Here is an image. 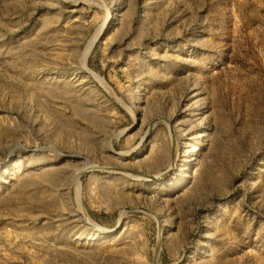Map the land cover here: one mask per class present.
I'll return each mask as SVG.
<instances>
[{"label": "rangeland", "instance_id": "obj_1", "mask_svg": "<svg viewBox=\"0 0 264 264\" xmlns=\"http://www.w3.org/2000/svg\"><path fill=\"white\" fill-rule=\"evenodd\" d=\"M0 264H264V0H0Z\"/></svg>", "mask_w": 264, "mask_h": 264}, {"label": "bare ground", "instance_id": "obj_2", "mask_svg": "<svg viewBox=\"0 0 264 264\" xmlns=\"http://www.w3.org/2000/svg\"><path fill=\"white\" fill-rule=\"evenodd\" d=\"M109 17H110V18H112V17H113V15H112V14H110V15H109ZM102 29H103V28H102ZM102 29H101V30H99V32H101V31H102ZM99 32H98V33H99ZM100 34H101V33H100ZM198 149H199V146H198V147H196V150H198ZM104 235H105V234L103 233V235H101V236L103 237Z\"/></svg>", "mask_w": 264, "mask_h": 264}]
</instances>
